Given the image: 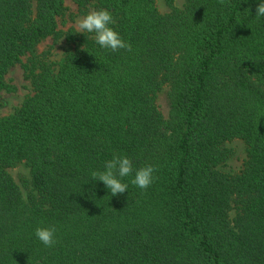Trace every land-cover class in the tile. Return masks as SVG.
Wrapping results in <instances>:
<instances>
[{"label":"trees","instance_id":"trees-1","mask_svg":"<svg viewBox=\"0 0 264 264\" xmlns=\"http://www.w3.org/2000/svg\"><path fill=\"white\" fill-rule=\"evenodd\" d=\"M261 0H74L106 9L132 51L59 29L66 0H0V91L23 63L32 94L0 116V264H264ZM65 38L59 61L37 54ZM168 88L169 113L158 94ZM246 145L236 174L226 144ZM114 154L155 179L111 196L92 180ZM24 163L26 198L9 169ZM54 226L45 247L37 227Z\"/></svg>","mask_w":264,"mask_h":264},{"label":"rangeland","instance_id":"rangeland-1","mask_svg":"<svg viewBox=\"0 0 264 264\" xmlns=\"http://www.w3.org/2000/svg\"><path fill=\"white\" fill-rule=\"evenodd\" d=\"M174 6L182 8L187 0H173ZM66 6L68 12L66 15L59 19V29L62 32H67L70 28L77 29V20L83 17L78 14L77 7L74 0H66ZM156 6L160 13L167 14L171 11V7L168 4V0H156ZM67 43L65 38L53 39L49 38L42 42L37 49V54L49 52V58L52 61H59L63 56ZM28 62V57L23 58V63L12 68L6 80L8 83L16 86L15 92H7L5 90L0 91V116H6L11 114L16 108H18L24 101V99L32 94V86L30 80H28L23 65ZM157 103L165 116L169 113V98L168 88H164L161 93L158 94ZM227 147L233 151L232 158L226 163V165L220 167V170L226 174L238 173L246 158V145L242 140L235 139L226 144ZM10 174L14 178L15 182L21 188L24 197L26 198L29 192V182L31 176L29 169L24 163L17 165L14 168L9 169Z\"/></svg>","mask_w":264,"mask_h":264},{"label":"clouds","instance_id":"clouds-1","mask_svg":"<svg viewBox=\"0 0 264 264\" xmlns=\"http://www.w3.org/2000/svg\"><path fill=\"white\" fill-rule=\"evenodd\" d=\"M226 0H220L224 4ZM255 17H264V0L256 7ZM113 15L106 9L92 10L77 20L79 33H93L92 37L96 44L103 49L112 52L120 49L132 51L129 43L125 42L117 31L110 25L114 24ZM156 169L152 165H146L138 169L133 168L132 161L126 155L114 154L111 160L105 162L103 170L91 171L92 180L102 182L109 190L111 196L123 194L128 189V184L122 182L123 178L132 176L131 184L146 190L154 181L153 173ZM35 237L45 246L53 247L56 244L54 226L37 227Z\"/></svg>","mask_w":264,"mask_h":264}]
</instances>
